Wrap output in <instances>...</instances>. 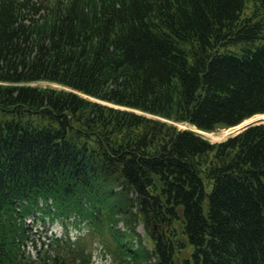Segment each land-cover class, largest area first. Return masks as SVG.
I'll use <instances>...</instances> for the list:
<instances>
[{
	"label": "trees",
	"instance_id": "1",
	"mask_svg": "<svg viewBox=\"0 0 264 264\" xmlns=\"http://www.w3.org/2000/svg\"><path fill=\"white\" fill-rule=\"evenodd\" d=\"M88 96L207 132L264 114V0H0V264H91L25 253L39 199L139 264H264V123L210 142Z\"/></svg>",
	"mask_w": 264,
	"mask_h": 264
},
{
	"label": "rangeland",
	"instance_id": "2",
	"mask_svg": "<svg viewBox=\"0 0 264 264\" xmlns=\"http://www.w3.org/2000/svg\"><path fill=\"white\" fill-rule=\"evenodd\" d=\"M31 85H42V86H52V87H61L60 85L56 84V83H52V82H46V81H39V82H33L30 83ZM94 100L106 103L108 105H111L113 107H117V108H121V109H127V110H132L133 112H135L136 114H141V115H145L148 118H153V119H159L162 122H167L170 124L175 125L176 127H178L179 129H194L197 130L199 133H201V135L207 139L210 142H218V141H222L224 139H226L228 136H230L231 134L237 132L238 127H240L241 125H243L246 122H249L251 120H258L256 117L253 119H245L243 121V123H241L238 126H233V127H229V128H225V127H218L216 128L214 131H201L195 128V126L189 125L186 122H175L163 117H160L158 115H154V114H150V113H146L137 109H132V108H128L126 106H119L117 104H113L111 102H107V101H102L98 98L95 97H91L88 96ZM260 118V117H259ZM250 119V120H249ZM259 121L264 122V119L260 118ZM206 132V133H205ZM213 135V136H212ZM212 136V137H211ZM107 216V214H106ZM126 221L122 220V219H118L116 221V228L126 231L127 233L129 232V227ZM133 227V231H135V234L132 235V239H135V241L138 243L137 245H143L146 247V249H149L152 247V242L150 240L149 235L147 234V232L144 229V226L142 223L140 222H136V223H130ZM177 226V225H176ZM105 232H104V238L102 240V243L104 244L105 248L107 249L108 253L106 252V254L109 255V258L106 259V261L103 260L104 264H139L138 262L136 263L134 260H130L128 257L124 258L123 256H121L119 253L121 252V248L120 243L117 242L115 240V238L113 237V235L111 234V231L108 230V226L106 225V227L104 228ZM179 242H184L183 236H180V234L178 233V237H177ZM145 251V250H144ZM149 253V251H147ZM103 255H105V253H103ZM179 255H183V252H179ZM154 260L153 258H151L150 256H146L144 263L143 264H153Z\"/></svg>",
	"mask_w": 264,
	"mask_h": 264
},
{
	"label": "water",
	"instance_id": "3",
	"mask_svg": "<svg viewBox=\"0 0 264 264\" xmlns=\"http://www.w3.org/2000/svg\"><path fill=\"white\" fill-rule=\"evenodd\" d=\"M257 119H258V120H255V119H254V120H251V121H249V122L243 124L242 126L238 127L237 132L240 131L241 129H243L245 126L249 125V124H254V123L262 122V121H259L260 118H257ZM262 119H263V118H262Z\"/></svg>",
	"mask_w": 264,
	"mask_h": 264
},
{
	"label": "bare ground",
	"instance_id": "4",
	"mask_svg": "<svg viewBox=\"0 0 264 264\" xmlns=\"http://www.w3.org/2000/svg\"><path fill=\"white\" fill-rule=\"evenodd\" d=\"M255 117H256V118H257V117H264V115H263V114L254 115V116L251 117L250 119H253V118H255ZM250 119H249V120H250ZM205 133H206V132H205ZM212 136H213V135H212ZM212 136H211V137H212Z\"/></svg>",
	"mask_w": 264,
	"mask_h": 264
}]
</instances>
